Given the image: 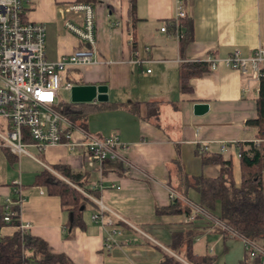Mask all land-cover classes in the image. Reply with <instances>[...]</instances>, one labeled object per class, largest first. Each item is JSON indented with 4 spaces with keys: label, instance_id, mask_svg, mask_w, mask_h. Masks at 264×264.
<instances>
[{
    "label": "crops",
    "instance_id": "obj_1",
    "mask_svg": "<svg viewBox=\"0 0 264 264\" xmlns=\"http://www.w3.org/2000/svg\"><path fill=\"white\" fill-rule=\"evenodd\" d=\"M132 1V16L131 0H96L91 5L97 57L111 63L68 68L62 74L72 85H105V102H137L144 119L120 107L86 117L88 132L103 137L116 131L123 145L117 159L103 164L101 178L83 165L82 147L70 150L58 144L41 151L28 147L38 153L37 159L28 150L32 157H16L0 145V205L5 200L15 203L20 195L17 222L27 223L29 236L73 264H264V257H248L239 238L227 236L204 218L154 211L170 202V190L181 202L190 200L177 190L181 174L218 175V164L202 163L206 156L218 154L229 161L238 186L239 150L250 156L257 145L255 130L246 121L256 116L258 81L219 64L188 78V89L182 90L179 71L185 62L223 58L234 50L247 57L257 47L264 48V0H182L192 35L186 43L171 34L170 26L166 32L159 30L162 21L174 16L176 0ZM21 3L27 20L44 24L46 60L86 46L64 25L66 20L79 24V16L69 12L73 0ZM196 103L206 104L207 110L195 115ZM203 145L207 149L200 151ZM57 163L89 171L86 186L98 195L91 200L98 209L100 205L107 209L108 217L115 214L123 220L114 225L118 231L111 236L114 243L104 247L110 227L101 228L91 219L97 211L88 207L82 213L83 227L69 228L65 226L69 215L61 210L58 197L32 184L42 168L50 170ZM188 194L194 197L191 191ZM13 229L1 227L0 236ZM174 232H181L183 244L190 241L197 258L188 260L184 246L170 248Z\"/></svg>",
    "mask_w": 264,
    "mask_h": 264
},
{
    "label": "built area",
    "instance_id": "obj_2",
    "mask_svg": "<svg viewBox=\"0 0 264 264\" xmlns=\"http://www.w3.org/2000/svg\"><path fill=\"white\" fill-rule=\"evenodd\" d=\"M69 12L79 16V24L66 20L64 25L67 31L86 46L76 48L54 61H48L44 57V24L25 18L21 0H0V145L16 157L31 156L27 151L28 147H34L38 151L58 144L70 150L82 147L83 165L96 171L101 178L103 164L117 159L120 149L123 148L117 132L112 131L107 136L99 137L63 116L56 106L59 102V91H69L72 86L70 82L63 81V71L99 63L108 64L111 61L97 57L91 4L73 3L69 6ZM185 17L183 1L176 0L174 16L168 22L162 21L159 30L166 32L171 24V34L179 38L181 20ZM204 62L209 69L222 64L236 69L243 75L248 74L258 83L264 82L262 47H257L247 57H242L234 50L223 58L207 57ZM149 71L150 69L145 70L147 73ZM259 142V139L255 141L256 144ZM262 143L264 152V141ZM206 149V145L199 148L200 151ZM224 149L225 144L221 142L219 151ZM174 197L177 195L170 190L169 198ZM182 200L190 208L187 219L193 216L202 217L227 236L239 238L248 257H264V247L256 241L237 233L196 203L188 199ZM11 204L10 200H5L2 204V220L7 224L18 218L10 208ZM106 211L108 210L100 205L98 211L91 215V219L101 228L110 227L104 247L114 243L111 236L118 232L113 218L123 221L115 214H112L113 218L104 216L103 212ZM28 227L27 223L19 222L15 226L20 237L29 236Z\"/></svg>",
    "mask_w": 264,
    "mask_h": 264
},
{
    "label": "trees",
    "instance_id": "obj_3",
    "mask_svg": "<svg viewBox=\"0 0 264 264\" xmlns=\"http://www.w3.org/2000/svg\"><path fill=\"white\" fill-rule=\"evenodd\" d=\"M95 1L73 0V3H88L92 5ZM132 2L131 0L129 9L131 16L133 15ZM185 18L181 20L179 29L180 36L178 39L181 43H186L192 37L191 26L186 22ZM169 25L171 26V24ZM208 70L209 67L206 62L182 63L179 71L180 88L182 90L188 89L186 85L188 78L201 75ZM254 101L256 116L247 120L246 124L254 128V135L260 142L256 147H251L250 156L244 150H239L240 181L238 186L234 185L230 162L215 154L202 158V163L218 164L219 171L216 177L206 178L181 174L177 190L181 195L189 197L192 202L229 225L237 233L261 245L264 241L263 81L258 83ZM137 104V102L129 104L108 102L71 103L59 100L56 109L70 121L85 127L86 117L89 114L111 107L123 108L138 118L144 119L145 114H141V109ZM146 104V108H148L150 103ZM150 113L151 111H149ZM50 170L42 168L35 175L32 184L42 187L45 194L58 197L61 210L69 215V221L65 223V226L82 228L83 211L88 207L98 211L97 205L91 200V198H98L97 192L86 186L89 171L85 169L76 170L62 163L52 165ZM189 191L194 193V197L188 194ZM19 199H22L20 195L16 197L15 203L10 206L17 215L19 214ZM154 211L156 215L189 214L190 208L177 197H174L167 205L156 207ZM103 215L108 217L107 212H103ZM17 223L16 219L11 220L8 224L3 222L2 205H0V228L3 226L14 227L11 233L0 236V264H73L64 254L51 252L42 240L32 236L20 237L19 231L15 228ZM113 224L118 225L121 223L116 219ZM171 238L170 248L177 251L179 247L184 246L188 260L197 258L191 253L190 241L187 240L184 244L182 243L181 232L172 233Z\"/></svg>",
    "mask_w": 264,
    "mask_h": 264
},
{
    "label": "water",
    "instance_id": "obj_4",
    "mask_svg": "<svg viewBox=\"0 0 264 264\" xmlns=\"http://www.w3.org/2000/svg\"><path fill=\"white\" fill-rule=\"evenodd\" d=\"M71 103H87L91 101L105 102L107 101L106 86L99 85H72L69 90ZM207 110L204 103L193 104V113L199 115Z\"/></svg>",
    "mask_w": 264,
    "mask_h": 264
},
{
    "label": "rangeland",
    "instance_id": "obj_5",
    "mask_svg": "<svg viewBox=\"0 0 264 264\" xmlns=\"http://www.w3.org/2000/svg\"><path fill=\"white\" fill-rule=\"evenodd\" d=\"M59 99L61 100V101H63V102H69V99H70V95H69V91H67V90H60L59 91ZM89 118V117H88ZM87 118V119H88ZM86 119V120H87ZM33 156H35L37 159H39L40 157H39V155H38V153L34 150V149H27ZM215 216V215H214ZM216 217V216H215ZM202 218V217H201ZM206 220V219H205ZM206 221H208V220H206ZM209 222V221H208ZM209 223H211V222H209ZM211 225H212V223H211ZM9 227V226H8Z\"/></svg>",
    "mask_w": 264,
    "mask_h": 264
}]
</instances>
